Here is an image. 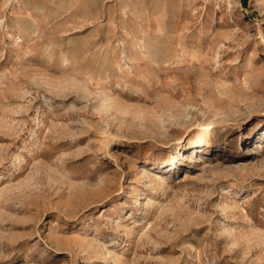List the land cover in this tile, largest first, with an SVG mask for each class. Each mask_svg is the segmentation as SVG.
Masks as SVG:
<instances>
[{
    "label": "rangeland",
    "instance_id": "1",
    "mask_svg": "<svg viewBox=\"0 0 264 264\" xmlns=\"http://www.w3.org/2000/svg\"><path fill=\"white\" fill-rule=\"evenodd\" d=\"M16 4L0 264H264V0H117L40 30Z\"/></svg>",
    "mask_w": 264,
    "mask_h": 264
},
{
    "label": "crops",
    "instance_id": "2",
    "mask_svg": "<svg viewBox=\"0 0 264 264\" xmlns=\"http://www.w3.org/2000/svg\"><path fill=\"white\" fill-rule=\"evenodd\" d=\"M30 23L38 25V30L47 25L68 21L71 17L77 23L86 21L87 18H96L108 8L107 3H117V0H13ZM82 10V12H79Z\"/></svg>",
    "mask_w": 264,
    "mask_h": 264
}]
</instances>
